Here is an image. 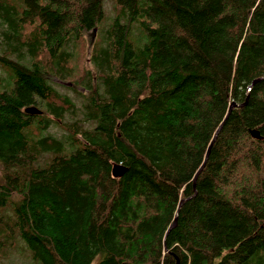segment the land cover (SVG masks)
Instances as JSON below:
<instances>
[{"label":"trees","instance_id":"16d2710c","mask_svg":"<svg viewBox=\"0 0 264 264\" xmlns=\"http://www.w3.org/2000/svg\"><path fill=\"white\" fill-rule=\"evenodd\" d=\"M111 1L0 0V264H264V0Z\"/></svg>","mask_w":264,"mask_h":264},{"label":"rangeland","instance_id":"374dc122","mask_svg":"<svg viewBox=\"0 0 264 264\" xmlns=\"http://www.w3.org/2000/svg\"><path fill=\"white\" fill-rule=\"evenodd\" d=\"M105 8H106V12H107L108 17H113L114 16L113 1L106 0ZM85 38H86V44H87L86 51L79 54L80 55V62H83L85 59V56L87 58V55H89L91 50L93 49L94 44H95V40H96V31L95 30L88 31L85 34ZM4 76H5V73H3L2 69L0 68V77H4ZM53 81L55 84L58 85L57 87L61 91L68 92V93L73 95V92L68 90V88L66 87V84H64V83H62L56 79H53ZM49 131L52 134H56L57 136H61L62 134H64V131L60 127H57L56 125H52L51 128L49 129ZM10 257L15 262V264H31V262H32L29 253L25 249H23L21 246H19V248H15L14 250L11 249ZM98 260H99V258L96 260V262Z\"/></svg>","mask_w":264,"mask_h":264},{"label":"water","instance_id":"95a60500","mask_svg":"<svg viewBox=\"0 0 264 264\" xmlns=\"http://www.w3.org/2000/svg\"><path fill=\"white\" fill-rule=\"evenodd\" d=\"M234 106H236L235 103H233V104L231 105L229 112L231 111L232 107H234ZM25 112H26L27 114H40V113H41L40 110H39L38 108H36V107H28V108L25 109ZM252 134H253L254 137L259 138V137H258V133L253 132ZM202 168H203V167H202ZM202 168H200V170L196 173V175H195V177H194V183L196 182V180H197V178H198V176H199V174H200ZM124 172H125V168L122 167L121 165L116 166V167L114 168V171H113L114 176H116V177H118V176H122ZM176 224H177V220L174 221V223H173V225L171 226L170 229H172L173 227H175Z\"/></svg>","mask_w":264,"mask_h":264},{"label":"bare ground","instance_id":"6f19581e","mask_svg":"<svg viewBox=\"0 0 264 264\" xmlns=\"http://www.w3.org/2000/svg\"><path fill=\"white\" fill-rule=\"evenodd\" d=\"M47 158H48V157H47ZM16 186H17V185H16ZM12 191H13V190H12ZM12 196H13V195H12ZM12 196H11V197H12ZM22 196H23V195H22ZM9 202H10V201H9ZM9 202H8V203H9ZM9 209H10V208H9ZM9 209H8V210H9ZM3 210H4V209H3ZM1 214H2V213H1ZM3 215H4V214H3ZM5 215H6V214H5ZM2 218H3V217H2ZM4 255H5V253H4ZM97 259H98V258H97Z\"/></svg>","mask_w":264,"mask_h":264}]
</instances>
